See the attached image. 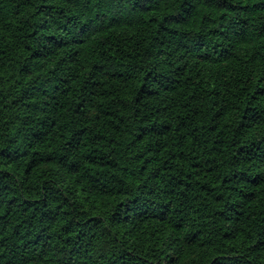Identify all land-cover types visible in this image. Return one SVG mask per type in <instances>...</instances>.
<instances>
[{
  "label": "trees",
  "instance_id": "trees-1",
  "mask_svg": "<svg viewBox=\"0 0 264 264\" xmlns=\"http://www.w3.org/2000/svg\"><path fill=\"white\" fill-rule=\"evenodd\" d=\"M0 264H264V0H0Z\"/></svg>",
  "mask_w": 264,
  "mask_h": 264
}]
</instances>
